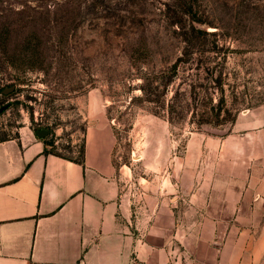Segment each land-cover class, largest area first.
I'll list each match as a JSON object with an SVG mask.
<instances>
[{
	"label": "rangeland",
	"instance_id": "1",
	"mask_svg": "<svg viewBox=\"0 0 264 264\" xmlns=\"http://www.w3.org/2000/svg\"><path fill=\"white\" fill-rule=\"evenodd\" d=\"M263 104L264 0H0V140L49 131L79 160L106 121L136 191Z\"/></svg>",
	"mask_w": 264,
	"mask_h": 264
},
{
	"label": "crops",
	"instance_id": "2",
	"mask_svg": "<svg viewBox=\"0 0 264 264\" xmlns=\"http://www.w3.org/2000/svg\"><path fill=\"white\" fill-rule=\"evenodd\" d=\"M83 144L79 163L31 130L0 140V264H264V104L136 191L110 123Z\"/></svg>",
	"mask_w": 264,
	"mask_h": 264
},
{
	"label": "water",
	"instance_id": "3",
	"mask_svg": "<svg viewBox=\"0 0 264 264\" xmlns=\"http://www.w3.org/2000/svg\"><path fill=\"white\" fill-rule=\"evenodd\" d=\"M10 90H14V87H12ZM49 133H50L49 131H44L43 133L35 132V134L41 139L45 138V136L48 135Z\"/></svg>",
	"mask_w": 264,
	"mask_h": 264
},
{
	"label": "trees",
	"instance_id": "4",
	"mask_svg": "<svg viewBox=\"0 0 264 264\" xmlns=\"http://www.w3.org/2000/svg\"><path fill=\"white\" fill-rule=\"evenodd\" d=\"M188 47H191L190 44H188ZM83 157H84V144H83V149H82L81 157H80L79 160H77V162L82 163L83 162Z\"/></svg>",
	"mask_w": 264,
	"mask_h": 264
},
{
	"label": "flooded vegetation",
	"instance_id": "5",
	"mask_svg": "<svg viewBox=\"0 0 264 264\" xmlns=\"http://www.w3.org/2000/svg\"><path fill=\"white\" fill-rule=\"evenodd\" d=\"M45 130H43V131H40L41 133H43ZM43 140H44V138H43ZM46 145V144H45ZM46 147H48L47 145H46Z\"/></svg>",
	"mask_w": 264,
	"mask_h": 264
}]
</instances>
